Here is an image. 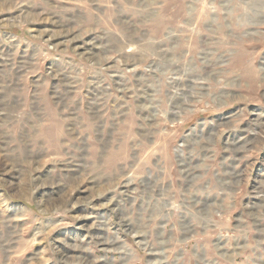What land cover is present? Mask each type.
Segmentation results:
<instances>
[{"label": "rangeland", "instance_id": "rangeland-1", "mask_svg": "<svg viewBox=\"0 0 264 264\" xmlns=\"http://www.w3.org/2000/svg\"><path fill=\"white\" fill-rule=\"evenodd\" d=\"M0 264H264V0H0Z\"/></svg>", "mask_w": 264, "mask_h": 264}]
</instances>
